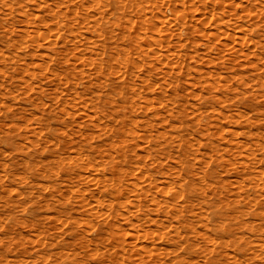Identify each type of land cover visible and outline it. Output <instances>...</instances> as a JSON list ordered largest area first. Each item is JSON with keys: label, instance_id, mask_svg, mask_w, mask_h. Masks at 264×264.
Here are the masks:
<instances>
[{"label": "rangeland", "instance_id": "rangeland-1", "mask_svg": "<svg viewBox=\"0 0 264 264\" xmlns=\"http://www.w3.org/2000/svg\"><path fill=\"white\" fill-rule=\"evenodd\" d=\"M0 264H264V0H0Z\"/></svg>", "mask_w": 264, "mask_h": 264}, {"label": "bare ground", "instance_id": "bare-ground-1", "mask_svg": "<svg viewBox=\"0 0 264 264\" xmlns=\"http://www.w3.org/2000/svg\"><path fill=\"white\" fill-rule=\"evenodd\" d=\"M49 10V9H48ZM178 10V9H177ZM179 15V14H178ZM182 15V14H181ZM240 15V14H239ZM176 16H177V14H176ZM178 17V16H177ZM185 18V17H184Z\"/></svg>", "mask_w": 264, "mask_h": 264}]
</instances>
